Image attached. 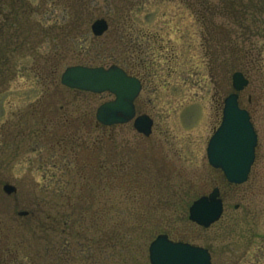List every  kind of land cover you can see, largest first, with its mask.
Masks as SVG:
<instances>
[{"label":"rangeland","instance_id":"rangeland-1","mask_svg":"<svg viewBox=\"0 0 264 264\" xmlns=\"http://www.w3.org/2000/svg\"><path fill=\"white\" fill-rule=\"evenodd\" d=\"M80 1H0V264H123L120 250L97 246L108 231L130 242L128 264H150L159 235L210 248L213 264H264V0H84L85 27L69 38ZM98 18L111 26L95 38ZM19 29L20 47L12 35ZM115 64L143 80L138 105L154 120L149 139L132 122L113 137L87 135L84 113L93 116L113 95L71 104L75 93L61 84L68 67ZM238 69L250 81L240 101L252 114L258 147L249 180L228 186L207 146ZM43 115L55 117L46 131ZM66 127L84 159L63 155L66 138L59 144L53 134ZM112 156L132 168L110 177L103 168ZM99 161L107 168L99 170ZM6 184L17 193L4 194ZM215 187L227 197L226 211L203 228L190 220L189 207ZM87 208L92 217L77 220ZM37 209L44 213L20 215ZM44 238L64 243V253L55 256L51 242L41 248Z\"/></svg>","mask_w":264,"mask_h":264},{"label":"water","instance_id":"water-1","mask_svg":"<svg viewBox=\"0 0 264 264\" xmlns=\"http://www.w3.org/2000/svg\"><path fill=\"white\" fill-rule=\"evenodd\" d=\"M108 22L99 19L92 24L96 37L108 30ZM235 93L225 100L222 123L212 136L208 149L210 164L223 171L230 183L243 184L248 181L256 160L258 135L250 113L240 107L238 93L248 86L249 80L242 72L233 75ZM62 84L76 90L96 94L111 93L115 99L103 103L97 110V119L105 126L127 124L134 120V128L145 136L152 134L153 119L147 115L136 117L135 101L142 91V82L116 65L105 67L72 66L62 75ZM6 193L16 189L7 185ZM223 214V203L219 190L198 199L190 207V219L208 228ZM20 215H26L21 213ZM151 264H212L210 252L199 246L174 242L167 235H160L149 248Z\"/></svg>","mask_w":264,"mask_h":264},{"label":"flooded vegetation","instance_id":"flooded-vegetation-1","mask_svg":"<svg viewBox=\"0 0 264 264\" xmlns=\"http://www.w3.org/2000/svg\"><path fill=\"white\" fill-rule=\"evenodd\" d=\"M79 15H81L80 13L79 14H76L75 15V18H71V20H73L71 23H69V24H67V27H74L75 26V23H78V24H80L79 26H77L78 28H82L83 26L85 27V25H84V22L83 21H81L80 20V16ZM106 20H107V22H108V24H109V29H110V26H111V24H110V21H109V19L108 18H105ZM66 28V27H65ZM109 32V30L106 32V34ZM105 34V35H106ZM129 74H131V75H133V73H131L130 71H127ZM136 77H138L140 80H141V82L143 83V80L139 77V75H135ZM53 77H54V79H55V81H57V79H56V74H54L53 75ZM63 87H65V86H63ZM65 89H67V91H70V92H72V93H75V95H73V99H72V102H71V104L72 103H75V101L76 100H78V99H80V100H82V101H84V99H86L87 98V95H92V96H94V94H92V93H90V92H86V91H81V90H73V89H68L67 87H65ZM64 91V90H63ZM61 92V91H60ZM65 92V91H64ZM63 95L64 94H66V93H62ZM115 98H114V96H113V100H114ZM240 99V98H239ZM241 102V101H240ZM135 107H136V114H137V116L138 115H141L140 114V108H139V105H138V99L135 101ZM91 108V107H90ZM65 109V106H63V105H61V107H60V111H62V110H64ZM80 109V108H79ZM97 112V111H96ZM96 112L93 114V116H92V110H90L88 113H84L86 116H87V119H89V124H88V128H87V135H90V133L92 132V134H96V133H99L98 135H99V138H100V136H101V133H102V135H106V134H109V132H110V136H112L113 137V134H111V132L112 131H114L118 126H120V125H114V126H105V125H103L102 123H100L99 121H98V119H97V117H96ZM84 114L82 115L81 113H80V116L82 115V125H86V121L84 120ZM47 118V119H46ZM54 118L55 117H53L52 115H49V116H47V115H43V116H40L39 117V120H40V125L43 127V129H44V131H46L47 130V128L49 127V125H51V124H53L54 123ZM65 123L67 124V121H68V116H67V113H66V116H65ZM79 119V118H78ZM77 119V120H78ZM133 123V122H132ZM78 129H80L79 127H78ZM67 134H68V128L66 127V129H64V132L63 133H60V134H57V133H54L53 134V136H57L56 137V139H57V141H58V143L60 144L61 142H62V140L60 139V137H65L66 138V140H65V146H64V149H63V155L65 156V157H70V159L73 161V160H75V162H77L78 161V159H79V156H81L83 159H84V153H81V152H79L77 149L75 150V145H73L72 143H70L69 142V139L71 140V139H73V138H75V137H71L70 136V138L67 140ZM36 135H38V134H36ZM83 135V134H82ZM140 135H142L145 139H149L151 136H144L143 134H140ZM152 135V134H151ZM84 138V136H82V139ZM98 138V139H99ZM98 139H94L95 140V142L97 141V142H100V139L98 140ZM114 142V141H113ZM84 144H85V140H82V148L84 147ZM70 145V147H68ZM113 147H114V145H113ZM77 152H79V153H77ZM99 152H100V147H99V145H98V155H99ZM66 162V165H64V167H65V169L67 170V168L66 167H68V165H67V160L65 161ZM100 162V161H99ZM98 162V169L99 170H101V168L102 167H106V161H103V164L101 165V162L99 163ZM109 164H108V168L107 169H104L103 168V170H105V171H107L108 172V174H109V176L110 177H114L115 178V176H117V174L118 173H120L121 171H124L125 169H126V166H129V168L131 169L132 168V166H130V161L126 164L125 162H124V158L122 157V156H120V158L118 157H114V156H112V159H109V161H107ZM83 165H85V163H83ZM94 167H95V165L94 164H92ZM87 166V165H86ZM85 166V167H86ZM83 167V166H82ZM116 169H117V171H116ZM217 171H219V172H221L220 170H217ZM221 174H222V181L225 183V184H227L228 186H239V185H233V184H230L228 181H227V179L225 178V176H224V174L221 172ZM8 184H6L5 186H7ZM4 186V187H5ZM14 187V186H13ZM15 189H16V191L15 192H12L11 194H8V193H6L5 192V190L3 189V191H4V194L6 193V195H13V194H15V193H17V188L16 187H14ZM214 189H218L219 190V198L222 200V203H223V207H224V213H225V211H226V207H227V197L226 196H224L223 195V192L221 191V188L220 187H215ZM236 208H238L237 206H236ZM22 213H26V215L25 216H27V215H30L31 213H30V211H25V212H22ZM21 214V213H20ZM21 216H23V215H21ZM169 236V235H168ZM173 240V239H172ZM175 241V240H174ZM208 250H209V252L211 253V256H212V250L210 249V248H207ZM212 262H213V256H212Z\"/></svg>","mask_w":264,"mask_h":264},{"label":"trees","instance_id":"trees-1","mask_svg":"<svg viewBox=\"0 0 264 264\" xmlns=\"http://www.w3.org/2000/svg\"><path fill=\"white\" fill-rule=\"evenodd\" d=\"M0 1H4V0H0ZM85 1L84 0H82V1H80L79 3H77L75 6L76 7H78V11H79V13H81V12H85V10H86V8H85V3H84ZM15 23H17L18 24V21L16 20L15 21ZM69 23H71V21L69 22ZM80 24H78V23H75V26L74 27H71L70 29L72 30V31H69V34H68V37L69 38H71V37H73L75 34H78L77 32H75L74 30H78L79 31V28L77 27V26H79ZM13 32V39H17L18 38V41H16L17 43H18V45H19V47H20V44L22 45V42L21 43H19V39L21 38V37H23V32L22 31H20V29L19 30H16V31H12ZM72 34H74V35H72ZM239 70V69H238ZM41 212H43V210H36L35 212L34 211H31L30 213V215H32L33 213L34 214H36V213H38V214H40ZM44 213V212H43ZM38 214H36V215H38ZM35 215V216H36ZM39 216V215H38ZM46 216H48V218H50V215H48V213H47V215ZM64 216V215H63ZM87 217H92V215H91V209H89V208H87V209H80L79 210V214H76V218H77V220H79V221H82V222H84L85 220H86V218ZM35 219H36V217H35ZM63 218H61L60 219V221L62 220ZM37 220V222L39 223V224H41V225H43V223H45V221L41 218V217H39L38 219H36ZM54 222H55V219L53 220ZM59 235H61V236H63L64 235V231H59ZM108 233V237H107V234L105 233L104 234V237L102 238V241L101 242H99L98 243V248H100L101 250H108L107 249V246H110V248H114V249H116V250H120V253H121V255L124 257V260L122 261L123 262V264H128V262H127V260H126V254H128V252H130V250H131V247H130V242L128 241V240H126L124 237H122V234L120 233H116V234H112V232L111 233H109V231L107 232ZM80 239L83 241L84 240V243H87L88 244V242H90L91 240L88 238V235H85V231L83 232V233H81L80 234ZM106 239H108V240H106ZM108 241H110L109 243H108ZM50 242H51V244H53L51 247H52V253L55 251L56 253H53V254H55V256H56V254H62V253H64V250H63V246H64V243L62 244V246H61V242H55L54 240L53 241H49V242H47V239H42V240H40V243H39V246L41 245V248H42V246L43 245H45L46 246V244H47V247L49 246V244H50ZM64 242V241H63ZM103 242V243H102ZM113 244V245H112ZM51 247H49V248H51ZM61 247V248H60ZM129 255V254H128ZM61 257V256H60ZM84 262L85 263H87L88 262V259H84ZM58 264H61V262H59L58 261ZM103 264H105V263H103Z\"/></svg>","mask_w":264,"mask_h":264}]
</instances>
